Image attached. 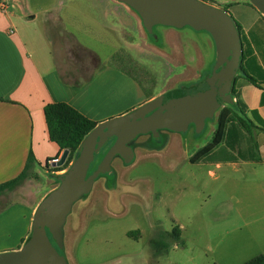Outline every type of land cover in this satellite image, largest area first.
I'll return each mask as SVG.
<instances>
[{
    "label": "rangeland",
    "instance_id": "374dc122",
    "mask_svg": "<svg viewBox=\"0 0 264 264\" xmlns=\"http://www.w3.org/2000/svg\"><path fill=\"white\" fill-rule=\"evenodd\" d=\"M73 1L70 3L81 11H91L77 12L89 20L88 24L75 26L78 17L72 8L54 11L58 3L67 6V1L0 0L9 7L16 27H25L21 33L29 34L46 52L51 49L49 38L62 31L67 14L74 27L66 26V31L93 47L101 67L117 68L134 77L149 100L199 82L213 65L214 43L204 31L155 26L154 35H159L156 44L139 24L117 49L108 44L111 41L117 46V39L98 16L107 12V0ZM206 1L231 17L241 29V39L249 37V28L255 24L253 31H264L263 15L249 0ZM51 6V13L58 16L54 17H60L58 29L54 18L48 21ZM96 8L102 13H96ZM89 13H93L91 18ZM33 15L35 18L29 20ZM189 70L199 74L192 77ZM240 74L241 69L235 78ZM215 128L216 118L205 123L200 133L190 126L182 134L166 133L161 141L136 137L133 161L126 165L114 158L113 174L97 180L90 194L74 204L67 217L64 247L68 264H244L264 253V195L256 183L247 174H234L226 166L215 171V178L209 173L213 166L190 162L210 142ZM261 137L257 138L259 148ZM71 163L60 168L37 164L38 177L32 185H41L43 193L53 190L58 185L54 176L64 174ZM30 186L21 193L0 197V216L14 205H18L14 215L21 216L25 209L19 205L38 201ZM9 216L0 217V243L5 242L9 227L11 232L15 230L14 223L7 220ZM241 224L247 225L242 232L235 231ZM174 228L180 229L179 238L171 235Z\"/></svg>",
    "mask_w": 264,
    "mask_h": 264
},
{
    "label": "crops",
    "instance_id": "0c3cea01",
    "mask_svg": "<svg viewBox=\"0 0 264 264\" xmlns=\"http://www.w3.org/2000/svg\"><path fill=\"white\" fill-rule=\"evenodd\" d=\"M64 1H67V6H64V3H58L57 8L51 6L48 11V21L54 18L56 29L59 28L57 23L60 17L57 19L55 17L58 16L51 13L53 8L54 11H65V7L72 8V11H75L73 13H76L75 17H78L75 26L88 24L89 20L80 17L77 12L83 14L91 11L85 9L81 11L79 6L71 4L73 0ZM106 5L107 12L98 16L105 20L103 27L117 39V46L113 42L110 43L111 41L108 44L119 49L120 42L127 39L126 36L131 33V30H137L139 24L142 25V21L136 12L121 2L107 0ZM6 7L5 13L0 12V184L14 179L22 172L30 152L38 166L43 162L46 164L48 160H51L48 163L51 165L53 160L61 157L63 151L48 138L43 113V108L47 104L66 103L89 120L99 124L109 118L124 115L149 101L144 95L141 84L134 77L117 68L101 67L93 47L83 39L73 36L70 31H66V26H69V29H71L70 25L74 27L72 20L67 21V14L64 20L66 22L62 23V31L60 29L58 34L51 36L52 39L49 38L48 44L51 49L46 52L44 47L34 41L29 34L21 33L25 27L23 25L16 27L8 12L9 7L7 5ZM93 13H89V18ZM96 13L102 12L98 8ZM33 16L29 20L34 19L35 15ZM131 23L132 28L129 27ZM255 26L256 24L249 29ZM75 29L79 28L75 27ZM51 30L52 27L49 31ZM260 34V37H255V42L251 41L250 44L253 55L264 71V31ZM196 68H199L198 65ZM189 71L192 72V77L199 74L193 70ZM239 95L246 108L250 111L257 110L264 120V84L258 88L242 83ZM255 133L256 138L261 137L262 132ZM262 137L259 143L261 144L260 162L239 160L231 163L208 164L214 167V170H209L210 175L216 178L215 171H220L223 166H226L234 174H247L246 176L256 183L264 195V138ZM35 170L36 166L32 173L38 177ZM33 180L37 179L27 178L14 191L0 197L21 193L26 187L32 185ZM40 186L37 183L30 186L38 201L25 202L24 206L19 205L25 209L21 216L14 215L18 205L2 212L3 216L10 214L7 220L14 223L15 230L13 233L9 227L5 234V242L0 243V252L17 250L27 240L31 233L35 210L45 195L50 192L47 190L43 193ZM3 216H0L1 219ZM246 225L241 224L235 231L242 232ZM261 240L264 241V234Z\"/></svg>",
    "mask_w": 264,
    "mask_h": 264
},
{
    "label": "water",
    "instance_id": "95a60500",
    "mask_svg": "<svg viewBox=\"0 0 264 264\" xmlns=\"http://www.w3.org/2000/svg\"><path fill=\"white\" fill-rule=\"evenodd\" d=\"M132 9L148 35L155 26L174 29L189 27L208 33L214 43L215 60L211 72L199 82L162 93L130 112L96 125L78 148L68 170L58 177V185L37 206L29 238L13 251L0 253V264H68L64 247V226L71 210L88 196L102 174L111 170L114 158L124 164L134 159L132 141L148 133L158 137L161 129L182 134L193 126L200 133L206 120L233 99L232 82L240 69L241 37L231 17L220 8L200 0H116ZM264 16V0H249ZM113 145L97 169L88 176L94 156L110 140ZM64 150L51 167L65 163Z\"/></svg>",
    "mask_w": 264,
    "mask_h": 264
},
{
    "label": "trees",
    "instance_id": "16d2710c",
    "mask_svg": "<svg viewBox=\"0 0 264 264\" xmlns=\"http://www.w3.org/2000/svg\"><path fill=\"white\" fill-rule=\"evenodd\" d=\"M200 1L207 3L206 0ZM262 18L264 17L262 16ZM237 28L241 32L240 27L238 26ZM254 28L251 29L249 37L243 36L241 39V74L233 80L230 93L234 102L224 105L212 119L206 120V123H209L216 118V128L213 131L210 142L191 157L190 162L192 164L231 163L239 160L261 161L255 132L259 131L264 134V120L260 117L257 110H248L240 100L239 95V88L242 83L251 84L258 88H261L264 84V71L253 55L250 44L251 41L255 42V37L259 38L261 35L259 31H253L257 29L256 26ZM210 72L211 69L199 80ZM43 113L49 140L55 143L61 151H69L68 158L64 164L68 165L76 159L80 144L98 123L89 120L66 103L47 104L43 108ZM49 161L51 160H48L46 165ZM36 165V160L30 152L22 172L14 179L0 184V196L14 191L27 178L37 179V175L32 173ZM58 177L54 176L57 184L59 183ZM171 235L179 238L181 235L180 229L174 228ZM244 264H264V253Z\"/></svg>",
    "mask_w": 264,
    "mask_h": 264
},
{
    "label": "flooded vegetation",
    "instance_id": "af4514ba",
    "mask_svg": "<svg viewBox=\"0 0 264 264\" xmlns=\"http://www.w3.org/2000/svg\"><path fill=\"white\" fill-rule=\"evenodd\" d=\"M221 8V7H220ZM146 32V31H145ZM154 33H155V27H154V29H153V34L152 35H148L147 33V36H151L150 38H153L154 39V42L157 44V41H158V38H159V35H158V38L157 37H155V35H154ZM152 39V40H153ZM214 63V62H213ZM213 66V65H212ZM211 70H212V67H211ZM208 75V74H207ZM206 76V75H205ZM204 76V77H205ZM202 80V79H201ZM200 81V80H199ZM232 88V87H231ZM230 93H231V90H230ZM166 133H173V132H171V131H169V130H166V129H161V130H159L158 131V137H153V135L152 134H150V133H148V134H146V135H142V136H145V137H147V138H149V139H151V140H154V141H161V140H164V138H165V134ZM175 134H177V133H175ZM139 137V136H138ZM135 140V139H134ZM132 141V143H131V147H132V149L134 150L135 149V147L136 146H138V143L136 142V143H134L135 141ZM114 141H115V139H112V140H110L106 145H104L102 148H101V150L94 156V159H93V161H92V163L90 164V166H89V168H88V176L89 175H91L96 169H97V167H98V165H99V163L101 162V160L103 159V157H104V155L107 153V151L110 149V147L113 145V143H114ZM116 158H118L122 163H124L123 162V160L121 159V158H119V157H116ZM113 174V169H111L108 173H106V174H102V175H100V177L97 179V180H99V179H106V177H108V176H110V175H112ZM96 180V181H97Z\"/></svg>",
    "mask_w": 264,
    "mask_h": 264
},
{
    "label": "built area",
    "instance_id": "2783aa9c",
    "mask_svg": "<svg viewBox=\"0 0 264 264\" xmlns=\"http://www.w3.org/2000/svg\"><path fill=\"white\" fill-rule=\"evenodd\" d=\"M6 9H7V7H6L5 3H0V12L5 13Z\"/></svg>",
    "mask_w": 264,
    "mask_h": 264
}]
</instances>
